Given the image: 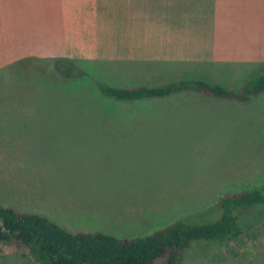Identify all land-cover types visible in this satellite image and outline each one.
Wrapping results in <instances>:
<instances>
[{"label": "rangeland", "instance_id": "374dc122", "mask_svg": "<svg viewBox=\"0 0 264 264\" xmlns=\"http://www.w3.org/2000/svg\"><path fill=\"white\" fill-rule=\"evenodd\" d=\"M51 62L37 60L26 69L12 64L0 72V105L30 108L12 114L9 130L22 136L8 146L17 153L0 155V203L66 230H101L123 239L178 218L212 220L221 214V194L264 184V94L248 104L210 97L221 104L213 107L167 109V97L119 102L100 96L96 80L115 87L169 81L142 74L129 79L128 72L88 62L64 65L67 72H85L71 79ZM206 70L209 79L200 78L203 73L196 78L232 89L257 76L236 78L222 66ZM82 163L93 168L80 171ZM118 170L130 175L122 180ZM247 214L256 228L220 247L192 241L183 264H264V203ZM26 252L22 245H3L0 264H37Z\"/></svg>", "mask_w": 264, "mask_h": 264}, {"label": "crops", "instance_id": "0c3cea01", "mask_svg": "<svg viewBox=\"0 0 264 264\" xmlns=\"http://www.w3.org/2000/svg\"><path fill=\"white\" fill-rule=\"evenodd\" d=\"M26 57L111 66L114 73L128 72L126 78L134 80L137 74L169 82L209 79L204 70L216 72L221 66L229 67L236 78L260 76L264 75V0H0V72ZM263 94L243 102L181 91L166 96L167 109L221 105L210 97L248 104ZM28 110L0 105V128L5 127L0 129L2 158L17 153L18 147L8 146L21 141L22 134L9 130L12 114ZM77 168L87 172L93 166L82 163ZM118 172L122 180L130 175ZM129 200L137 204L134 198Z\"/></svg>", "mask_w": 264, "mask_h": 264}, {"label": "trees", "instance_id": "16d2710c", "mask_svg": "<svg viewBox=\"0 0 264 264\" xmlns=\"http://www.w3.org/2000/svg\"><path fill=\"white\" fill-rule=\"evenodd\" d=\"M36 61L26 57L15 66L26 69ZM51 63L62 77L77 79L85 75L83 70L63 69L64 65L74 66L71 59L57 57ZM95 87L100 96L119 102L162 98L181 91L246 102L264 93V75L255 76L236 90L201 79L132 87H115L96 80ZM263 203L264 184L224 192L216 203L221 214L212 220L188 223L178 218L151 233L123 239L101 230L69 231L45 216L0 203V256L3 245L15 244L24 246L28 257L37 264H183L192 241L204 239L220 247L249 233L257 220L245 219L247 211Z\"/></svg>", "mask_w": 264, "mask_h": 264}]
</instances>
